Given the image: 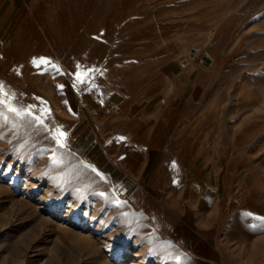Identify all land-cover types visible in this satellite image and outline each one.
<instances>
[{
    "label": "rangeland",
    "instance_id": "374dc122",
    "mask_svg": "<svg viewBox=\"0 0 264 264\" xmlns=\"http://www.w3.org/2000/svg\"><path fill=\"white\" fill-rule=\"evenodd\" d=\"M0 85V264H264V0H0Z\"/></svg>",
    "mask_w": 264,
    "mask_h": 264
},
{
    "label": "crops",
    "instance_id": "0c3cea01",
    "mask_svg": "<svg viewBox=\"0 0 264 264\" xmlns=\"http://www.w3.org/2000/svg\"><path fill=\"white\" fill-rule=\"evenodd\" d=\"M38 21H45L46 18L43 17V15H41L40 17H37ZM91 77V76H90ZM89 79V78H88ZM103 81H101L100 83L98 82L97 83V86L100 87L102 86L103 84ZM99 89V88H98ZM100 90V89H99ZM102 92H104V89H102ZM117 92V90H113L111 92V97H112V101H113V105L115 106L116 108V114H113V118H114V121H112L114 124H117L118 123V126L116 127L115 125H108L106 122H105V118L106 116L102 115L100 111H98V115H97V122L98 124L100 122H105L104 123V127H107L108 130L111 131V128H113L114 131H112V134L110 132V134H108L107 136L103 137L101 136L99 133H98V130L97 128L96 129V137L98 139V143H100V145L96 146L95 148L97 149H103L105 148V145L108 144L109 142H111L114 137H116V135L120 134V130L119 129H124L126 130L125 131V134L124 135V139L126 141V144L127 146L131 149V147H133L135 144H143V143H147V144H150L152 142V140L155 142L156 144V147L158 149H162V146H163V143L164 142V136L163 134L160 133V131L158 129L155 130V123L154 121L150 118V116L147 114L145 116H143L144 118H142L143 120L141 121H137V118H133V114L131 115V113L128 114V116L126 115V120L128 121H124L123 122V125H120V121H119V116H120V113H119V108L117 107L116 105V95L115 93ZM116 117V118H115ZM134 124H137L138 125V130H133L131 128L132 125ZM96 127V126H95ZM118 128V129H117ZM116 131V132H115ZM115 132V133H114ZM154 136V137H153ZM153 137V138H152ZM87 140H88V137H87ZM87 142V141H86ZM84 142V143H86ZM106 149H104V152H103V158L106 159V157H108V152H105ZM183 157L179 155V157L177 159H182ZM98 166H100L99 168L103 171V172H107L109 174L110 177H117V174H118V170L121 169V166L119 165L118 163V158L115 157V158H109L107 159L106 162H101V163H98ZM115 166H116V169H115ZM114 170H116L115 172H113ZM103 175V174H102ZM107 175V177H109ZM143 179V177H136L134 178L133 180V183H136V182H139L141 181V179ZM138 184V183H136ZM184 191H179V190H172L171 193L169 194V197H177V198H182L184 197ZM155 196H159L158 193H154V197ZM134 203L136 205H140V204H143L142 202L140 201H137L134 199ZM174 204V202L172 203ZM198 205H194L193 203V207L190 208V207H186L183 203L180 204V206L178 207V211L179 212H184L186 214V222L188 224H190L191 226H198L199 227V222H200V209L197 208ZM171 214V213H169ZM168 223H169V226H168V229H171L170 227V217H169V220H168ZM175 233H176V237H177V234H178V237L177 238H181L183 235H185L186 233L184 231H181V226L178 225V227H176V230H173ZM182 235V236H180ZM192 251L194 252V254L196 255H201L202 253V245L198 242L195 241L194 243V246L192 247Z\"/></svg>",
    "mask_w": 264,
    "mask_h": 264
},
{
    "label": "snow or ice",
    "instance_id": "6c2138e0",
    "mask_svg": "<svg viewBox=\"0 0 264 264\" xmlns=\"http://www.w3.org/2000/svg\"><path fill=\"white\" fill-rule=\"evenodd\" d=\"M47 61H44V60H41L40 63H46ZM7 94L3 92V86L0 85V97H6ZM0 104H5V99L3 98H0ZM8 110L11 111V112H14V113H17L18 115H24V114H28V115H32L30 109H25V110H17L15 107H12V106H8ZM33 118L35 120H37L39 123H42V120H40L39 117L37 116H33ZM64 134L63 133H60V136H63ZM57 143H60V140L57 139ZM61 146H63L61 144Z\"/></svg>",
    "mask_w": 264,
    "mask_h": 264
},
{
    "label": "bare ground",
    "instance_id": "6f19581e",
    "mask_svg": "<svg viewBox=\"0 0 264 264\" xmlns=\"http://www.w3.org/2000/svg\"><path fill=\"white\" fill-rule=\"evenodd\" d=\"M39 27H40V26H39ZM7 31H8V30H7ZM5 33H6V32H5ZM5 33H4V34H5ZM53 33H54V32H53ZM2 38H3V37H2ZM16 42H17V44H19L20 40H17ZM12 59H13V58H12ZM7 85H8V84H7ZM12 102H13V101H12ZM116 127H117V126H116ZM162 143H163V142H162ZM117 259H121V258L118 257ZM119 261H121V260H119ZM133 263L136 264L135 262H133Z\"/></svg>",
    "mask_w": 264,
    "mask_h": 264
}]
</instances>
